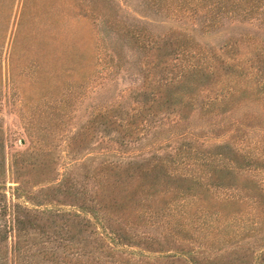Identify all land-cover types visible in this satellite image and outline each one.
Returning a JSON list of instances; mask_svg holds the SVG:
<instances>
[{"label":"trees","instance_id":"16d2710c","mask_svg":"<svg viewBox=\"0 0 264 264\" xmlns=\"http://www.w3.org/2000/svg\"><path fill=\"white\" fill-rule=\"evenodd\" d=\"M100 3L95 68L25 126L8 192L0 126V264H264V0Z\"/></svg>","mask_w":264,"mask_h":264},{"label":"rangeland","instance_id":"374dc122","mask_svg":"<svg viewBox=\"0 0 264 264\" xmlns=\"http://www.w3.org/2000/svg\"><path fill=\"white\" fill-rule=\"evenodd\" d=\"M100 1L95 0L98 13L95 16L86 9L90 4L88 0H54L58 16L52 15V20L49 18L46 23L29 21L32 9L23 11L22 0H9L5 12H1L0 126L4 139L6 192L13 185L11 154L23 150L31 140L25 126L28 122L46 121L41 118V111L48 110L55 93L61 91V97L65 98V87L78 83L81 75L86 76L95 68L97 39L105 36L100 14L106 9L101 7ZM105 1L115 10V0ZM200 38L215 42L219 35L205 34ZM88 101L89 98H84L76 103V109L61 118L67 122V127L63 135H56L60 136L56 149L60 155L64 154L61 139L83 121L81 112Z\"/></svg>","mask_w":264,"mask_h":264}]
</instances>
